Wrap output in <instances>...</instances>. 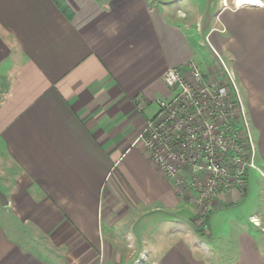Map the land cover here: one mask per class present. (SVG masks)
Masks as SVG:
<instances>
[{
    "label": "crops",
    "instance_id": "crops-1",
    "mask_svg": "<svg viewBox=\"0 0 264 264\" xmlns=\"http://www.w3.org/2000/svg\"><path fill=\"white\" fill-rule=\"evenodd\" d=\"M257 1L0 0V264H264ZM202 36L239 89L260 187L222 196L207 239L138 140Z\"/></svg>",
    "mask_w": 264,
    "mask_h": 264
},
{
    "label": "built area",
    "instance_id": "built-area-1",
    "mask_svg": "<svg viewBox=\"0 0 264 264\" xmlns=\"http://www.w3.org/2000/svg\"><path fill=\"white\" fill-rule=\"evenodd\" d=\"M218 76L222 78L208 82L193 61L165 71L161 81L174 94L158 102L138 136L151 163L195 209L199 222L220 206L215 195L244 190L247 172L257 170L239 89L225 66Z\"/></svg>",
    "mask_w": 264,
    "mask_h": 264
},
{
    "label": "rangeland",
    "instance_id": "rangeland-1",
    "mask_svg": "<svg viewBox=\"0 0 264 264\" xmlns=\"http://www.w3.org/2000/svg\"><path fill=\"white\" fill-rule=\"evenodd\" d=\"M206 12L209 11L210 9L206 7ZM201 38V42H202V45L201 47H198L197 50H198V56L200 57L201 56V53L202 52H205L204 53V57H203V61H202V65L200 66L195 60H193V62L195 64H197V67L199 69V71L204 75L205 79L208 81V82H213L215 79H220L222 78V76H218L219 73L222 72V68H223V63L220 61V59H218L216 56H212V54L209 52V49L207 48L208 45V41H206L204 39V37H200ZM206 111H211V107L208 106L206 107ZM189 170V169H188ZM251 171V170H250ZM249 176V175H248ZM206 179H208V177H205ZM250 180L248 181V177H246L245 179V188L244 190H241L242 192L245 191V189L247 188V191L248 193L251 195H254L255 193L258 194L259 190H260V187H256L255 188V181H253V178L251 179V177L249 176ZM262 181V180H261ZM248 183V184H247ZM247 185V186H246ZM203 186L205 187V184H203ZM261 188H262V197L264 198V181L261 182ZM240 191V192H241ZM228 193H222V194H219V196H214L215 200L213 199V201H216L219 200L220 201V206L222 205V200H221V197L224 196V195H227ZM252 197L248 199V203H251L252 202ZM251 201V202H250ZM247 203V204H248ZM218 206V207H220ZM215 208V207H213ZM217 208L214 209V211L216 210ZM210 215H206L202 222L199 220L197 221H194L195 222V225H197L196 223H198V229L196 228L195 231H196V235L199 237V238H203V239H207L209 236H210V230L212 232L213 229H210V226H209V219H210ZM234 225V223H232ZM218 232H221L220 234L222 236H224L225 238L227 236L230 235L231 231L230 229H225L223 228L221 231H218ZM216 234V232H214V235ZM232 234V233H231Z\"/></svg>",
    "mask_w": 264,
    "mask_h": 264
},
{
    "label": "bare ground",
    "instance_id": "bare-ground-1",
    "mask_svg": "<svg viewBox=\"0 0 264 264\" xmlns=\"http://www.w3.org/2000/svg\"><path fill=\"white\" fill-rule=\"evenodd\" d=\"M240 3H238L237 5H239ZM241 5H247V6H254V5H258V1L257 0H241Z\"/></svg>",
    "mask_w": 264,
    "mask_h": 264
},
{
    "label": "water",
    "instance_id": "water-1",
    "mask_svg": "<svg viewBox=\"0 0 264 264\" xmlns=\"http://www.w3.org/2000/svg\"><path fill=\"white\" fill-rule=\"evenodd\" d=\"M0 203L2 205H6L7 204V200L5 199V197L2 195V193L0 192Z\"/></svg>",
    "mask_w": 264,
    "mask_h": 264
}]
</instances>
